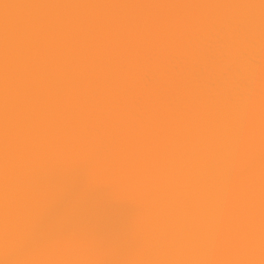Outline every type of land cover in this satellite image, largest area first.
I'll list each match as a JSON object with an SVG mask.
<instances>
[{"label":"snow or ice","instance_id":"snow-or-ice-1","mask_svg":"<svg viewBox=\"0 0 264 264\" xmlns=\"http://www.w3.org/2000/svg\"><path fill=\"white\" fill-rule=\"evenodd\" d=\"M0 264H264V0H0Z\"/></svg>","mask_w":264,"mask_h":264}]
</instances>
